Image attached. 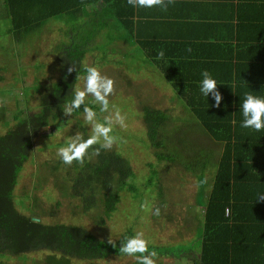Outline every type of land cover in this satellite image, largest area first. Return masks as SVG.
I'll list each match as a JSON object with an SVG mask.
<instances>
[{"label":"trees","instance_id":"obj_1","mask_svg":"<svg viewBox=\"0 0 264 264\" xmlns=\"http://www.w3.org/2000/svg\"><path fill=\"white\" fill-rule=\"evenodd\" d=\"M137 15L128 0H0V32L3 25L7 26L5 33L18 46L34 42L50 22L60 24L62 36L54 47L58 51L59 75L48 82L36 79L25 87V96L31 94V89L36 91L35 105L15 112L13 122L5 116L9 106L0 105V123L9 127L0 133V264H9L7 259L14 256L26 259L28 254L37 252H46L37 264H96L111 254L125 255L119 252V246L125 236L135 234L130 226L111 240L98 237L82 224L48 222L35 211L39 210L37 205L27 206L24 199L15 196L19 178L26 162L34 158L35 143L43 130L48 126L59 128L67 115H80L86 106L96 110L91 94L73 112L66 113L64 108L71 107L77 82L85 76L83 60L94 48L97 36L111 43L127 42L133 47L129 55L137 57L134 51L142 52L146 64L159 69L156 72L171 84L179 103L191 115L192 119L185 120L195 123L196 130H202L221 146L217 149L205 145L197 153L199 150L192 148L181 134L185 127L175 125L166 109L151 104L142 106L145 146L158 163L171 162L195 173L199 185L196 204L203 206V219L192 228L191 239L175 245L150 243L149 251L176 257L187 253L190 264H264V197L258 198L264 195V130L240 127L244 95L264 96V44H244L241 52L236 44L224 43L213 48L214 55L197 64L176 62L181 53L172 50L181 49L167 46L169 43L145 42L141 31L132 32ZM224 46V51L230 52L219 57L216 52ZM161 51L163 57L158 55ZM203 52H207L205 48ZM177 65L199 66L201 70L185 74L175 70ZM2 66L0 81L4 79L1 71L6 70ZM133 66L135 63L130 67ZM203 70L217 80L222 96L219 106L214 105L211 93L208 100L200 94ZM212 149L217 150L216 161L215 156L210 161ZM41 164L40 181L51 170L62 195L78 200L72 210H98L95 220L100 225L118 209L124 188L137 190L129 159L112 147L100 148L98 143L86 149L82 162L74 159L70 165L64 164L57 156L56 161L53 158ZM210 164L215 168L213 184L209 186L205 176ZM150 165L149 185L159 187L161 194V177L155 165ZM138 195L141 193L136 192ZM33 202H37L36 197Z\"/></svg>","mask_w":264,"mask_h":264},{"label":"rangeland","instance_id":"obj_2","mask_svg":"<svg viewBox=\"0 0 264 264\" xmlns=\"http://www.w3.org/2000/svg\"><path fill=\"white\" fill-rule=\"evenodd\" d=\"M2 28L0 65L6 70L1 71L4 79L0 81V105L9 106L5 116L7 120L13 122L15 112L35 105L33 96L36 91L28 88L31 94L25 96V87L32 85L36 79L48 82L59 75L58 51L54 47L62 36L59 35L60 24L50 22L36 35L34 42L18 46L10 34L5 33L7 26L4 28L3 25ZM131 39L134 41L136 38ZM92 47L94 48L87 52L83 63L97 67L102 75L113 81V91L107 97L108 109L101 112V104L95 101L93 96L92 102L96 106L97 119L103 121L104 117L113 115L116 110L124 117V127L119 124L113 125L112 135L116 139L111 147L121 152L131 162L137 190L124 188L118 209L100 225L95 220L98 210L91 209L88 212L72 210L78 200L62 195L51 170L47 171L49 174L46 173V179L40 181L39 177L42 175L40 171L43 170L41 163L44 160L54 158L56 161L58 148L66 146L70 141L79 142L91 136L93 123L87 121L85 113H82L75 116L67 115L64 124L59 128L48 126L37 137L35 156L26 162L15 188V196L17 199H24L27 206L37 205L39 210L35 211L41 213L42 218L48 222L82 224L101 238L117 239L124 230L132 226L135 233H142L149 244L175 245L186 242L192 238L194 225L203 219V206H198L195 198L199 187L198 179L195 173L181 165L167 161L157 162L144 144L146 132L140 117L141 108L144 104H151L166 109L175 125L185 127L181 134L187 137V143L192 148L199 150L197 153L204 149L205 145L217 149H221V146H217L216 142L202 130H196L195 123L189 124V121L185 120L187 117L192 119L191 115L179 103L171 84L164 81L162 75L156 72L159 69L146 64L144 57L141 56L142 52L134 51L137 52V59H134L133 55L127 54L133 50L127 42L115 40L111 43L107 38L98 36L95 37ZM133 63L135 66L131 68ZM84 83L85 76H81L76 88H83ZM8 128L5 123H0V133ZM209 154L210 161L214 156L216 161L217 150L212 149V153ZM150 163L155 165L158 177H161V194L159 187L157 189L154 185H149L148 175L152 167ZM211 164L207 168V175L205 174L207 177L205 183L209 186L213 184L212 173L215 168ZM136 192H140L141 195L135 196ZM35 197L36 203L33 202ZM204 197H208V192ZM156 208L160 209L159 215L154 214ZM24 211L30 212L26 209ZM45 254L46 252L28 254L26 259L14 256L7 259V262L37 264L36 261L45 257ZM153 259L155 264L191 262L187 253L176 257L156 252ZM96 264H137V260L135 256L111 254L96 261Z\"/></svg>","mask_w":264,"mask_h":264},{"label":"crops","instance_id":"obj_3","mask_svg":"<svg viewBox=\"0 0 264 264\" xmlns=\"http://www.w3.org/2000/svg\"><path fill=\"white\" fill-rule=\"evenodd\" d=\"M164 2L166 8L134 7L138 15L134 18L132 32L139 34L141 31L145 42L169 43L167 46L181 49L172 50L181 53L176 62L187 60L197 64L214 55L213 48L224 43L236 44L237 51L241 52L245 50L244 44L251 46L264 44V0H164ZM204 48L207 52H203ZM208 48L212 50H207ZM225 49L224 46L221 51ZM221 51L216 52L219 57L230 52V49ZM198 68L199 66H175L177 72L185 74L201 70Z\"/></svg>","mask_w":264,"mask_h":264},{"label":"clouds","instance_id":"obj_4","mask_svg":"<svg viewBox=\"0 0 264 264\" xmlns=\"http://www.w3.org/2000/svg\"><path fill=\"white\" fill-rule=\"evenodd\" d=\"M128 3L138 8L167 7L164 0H128ZM158 55L163 57V51L158 53ZM69 70L71 71V69ZM84 73V86L83 88H75L70 99L71 107L64 108L66 113H71L74 109L79 108L84 103L88 94H92L95 97V101L100 102L101 112L109 108L107 97L113 91L112 79L102 75L95 66L84 65ZM200 75V94L208 100V95L211 93L215 98L213 101L214 105L219 106L222 96L217 89V80L208 70H203ZM240 109L243 117L240 127L257 132L264 130V96L246 93L240 104ZM84 113L85 119L93 123L92 134L87 140H80L79 142L70 141L66 146L57 149V155L64 164L70 165L74 159L82 162L86 149L94 143H98L100 148H110L116 139L112 135L113 125L119 124L121 127L125 126L124 117L120 114L119 110H116L111 116L104 117L103 121L97 119V113L92 107L86 106ZM233 123L235 124V121ZM261 197H264V195H260L258 198ZM159 211V208H156L154 214L159 215ZM119 252L135 256L137 264H155L153 257L156 256V252L149 251V242L144 238L142 233L138 232L132 236H125L122 244L119 246Z\"/></svg>","mask_w":264,"mask_h":264},{"label":"water","instance_id":"obj_5","mask_svg":"<svg viewBox=\"0 0 264 264\" xmlns=\"http://www.w3.org/2000/svg\"><path fill=\"white\" fill-rule=\"evenodd\" d=\"M34 219H37V220H38L39 218H37V217H34Z\"/></svg>","mask_w":264,"mask_h":264}]
</instances>
